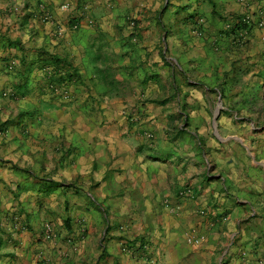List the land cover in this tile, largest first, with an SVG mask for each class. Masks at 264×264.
Wrapping results in <instances>:
<instances>
[{
    "label": "crops",
    "instance_id": "1",
    "mask_svg": "<svg viewBox=\"0 0 264 264\" xmlns=\"http://www.w3.org/2000/svg\"><path fill=\"white\" fill-rule=\"evenodd\" d=\"M261 21L264 0H0V264H264Z\"/></svg>",
    "mask_w": 264,
    "mask_h": 264
},
{
    "label": "trees",
    "instance_id": "2",
    "mask_svg": "<svg viewBox=\"0 0 264 264\" xmlns=\"http://www.w3.org/2000/svg\"><path fill=\"white\" fill-rule=\"evenodd\" d=\"M237 23H242V20H239ZM243 27L245 28L244 24H243ZM45 65L46 66H52L53 68H55L56 70L58 69V71H59V72L56 70H55V72L50 71V73L48 75L49 84H50L49 86H51L53 88L54 87H61L63 84L71 81L75 76L73 72L68 71L70 69V65L64 59H60V58L54 57V56H49V57H47L46 60H44V63L42 66H45ZM48 91L52 92V90L50 88L48 89ZM137 242H139V247L136 248V251L144 253V250L142 249L143 240L138 239ZM135 243L136 242H134L132 244L134 245Z\"/></svg>",
    "mask_w": 264,
    "mask_h": 264
},
{
    "label": "built area",
    "instance_id": "3",
    "mask_svg": "<svg viewBox=\"0 0 264 264\" xmlns=\"http://www.w3.org/2000/svg\"><path fill=\"white\" fill-rule=\"evenodd\" d=\"M64 8H65V6H64ZM41 19L44 20V21L47 20L48 19L47 14L44 13L43 15H41ZM242 24H244L246 26V28H248V22H247L246 19H242ZM258 27L259 28H263L264 27V22L263 21L259 22L258 23ZM261 40L264 41V36L261 38ZM53 93L58 94V96L60 98H63V99L68 98V94H67L68 92L65 90V88L64 89L62 87L54 88L53 89ZM146 137H147V139H151L152 138V135L151 134H148ZM205 213H206V211H201L200 212V214L202 216H205L206 215ZM52 237H53V232H52L50 226L49 225H46L44 227L43 238L45 240H50V239H52ZM190 240L192 242H194L195 244H199V243L203 242L204 237H198V238H193L192 237V238H190ZM144 248H146V247L144 246Z\"/></svg>",
    "mask_w": 264,
    "mask_h": 264
}]
</instances>
